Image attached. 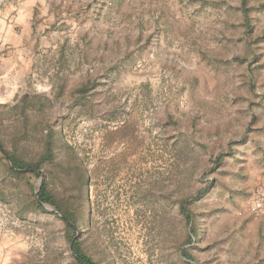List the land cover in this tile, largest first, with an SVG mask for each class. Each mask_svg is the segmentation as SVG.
Segmentation results:
<instances>
[{
  "label": "rangeland",
  "instance_id": "rangeland-1",
  "mask_svg": "<svg viewBox=\"0 0 264 264\" xmlns=\"http://www.w3.org/2000/svg\"><path fill=\"white\" fill-rule=\"evenodd\" d=\"M241 4L0 0V140L35 162L51 136L54 153L38 176L0 152V264H79L61 216L37 207L42 175L74 203L97 264H188L182 249L196 264H264L251 205L264 188V0H247L251 33ZM203 188L184 243L180 201Z\"/></svg>",
  "mask_w": 264,
  "mask_h": 264
},
{
  "label": "trees",
  "instance_id": "trees-1",
  "mask_svg": "<svg viewBox=\"0 0 264 264\" xmlns=\"http://www.w3.org/2000/svg\"><path fill=\"white\" fill-rule=\"evenodd\" d=\"M243 16H244V25L246 32L252 31L253 25H252V20L250 17V8L248 7L247 0H242L241 4ZM88 89L87 85H84L83 87L79 88L78 91L80 93L86 92ZM52 140L51 136H49V139L46 143V148L45 152L43 154L42 160L35 161V162H29L25 160L24 158L18 156L15 152L8 150L4 143L0 140V152L4 156V159L8 161V167L11 172H14L16 174H26L27 172H32L35 175L40 176V168L42 165L43 161H50L54 159V153H53V148H52ZM221 163V158H217L214 162V166L217 167ZM78 184H79V195L78 202L79 206H82V199H83V188L84 185L87 182V174L81 165V163L78 166ZM205 192V189H200L198 190L194 195L191 196L189 199H181L180 201V210L184 217L186 218V221L191 224L192 229H191V234L187 237L184 243H192L193 239L196 238V232L193 229V217L194 214L189 208V201L191 199H197L201 197V195ZM73 197V196H72ZM70 198H66L63 195H58L51 191L46 183H43L40 193L37 197V207L42 208V204L40 203H46L51 206H53L57 211L61 213V218L65 222L67 229H68V239L69 242L75 237L76 231H75V226L78 223V211L73 207L74 203H71ZM80 208V207H79ZM73 252L77 255L78 258L76 260L78 261L79 264H97L91 256H89L81 243V239L78 237L73 246ZM182 255L187 258L190 262L188 264H196L195 259L193 255L190 253L189 250L187 249H182L181 250Z\"/></svg>",
  "mask_w": 264,
  "mask_h": 264
},
{
  "label": "built area",
  "instance_id": "built-area-1",
  "mask_svg": "<svg viewBox=\"0 0 264 264\" xmlns=\"http://www.w3.org/2000/svg\"><path fill=\"white\" fill-rule=\"evenodd\" d=\"M252 208L257 212H264V188L258 187L253 194L251 201Z\"/></svg>",
  "mask_w": 264,
  "mask_h": 264
},
{
  "label": "water",
  "instance_id": "water-1",
  "mask_svg": "<svg viewBox=\"0 0 264 264\" xmlns=\"http://www.w3.org/2000/svg\"><path fill=\"white\" fill-rule=\"evenodd\" d=\"M44 179H45V178H44V175H42L41 178H40V185H39V188H38V190L36 191V195H37V197H38V195H39V193H40V190H41V187H42V185H43V183H44ZM40 203L43 205V207H44L45 209H48V210L53 211V212H56V213H58L60 216H62L61 213H60L59 211H57L56 209L52 208L49 204L43 203V202H41V201H40ZM79 235H80V233H79V231H77L75 237L71 240V242H70V248H71V250L73 249L74 242H75V240L79 237ZM72 252H73V250H72ZM73 254H74L75 258H78L77 255H76L74 252H73Z\"/></svg>",
  "mask_w": 264,
  "mask_h": 264
},
{
  "label": "crops",
  "instance_id": "crops-1",
  "mask_svg": "<svg viewBox=\"0 0 264 264\" xmlns=\"http://www.w3.org/2000/svg\"><path fill=\"white\" fill-rule=\"evenodd\" d=\"M261 182L264 184V177H262ZM255 219H256V221L259 220L258 218H255ZM263 225H264V219H263Z\"/></svg>",
  "mask_w": 264,
  "mask_h": 264
}]
</instances>
